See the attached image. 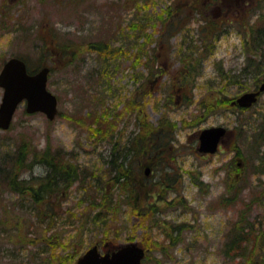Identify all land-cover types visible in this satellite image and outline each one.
I'll return each mask as SVG.
<instances>
[{"label": "rangeland", "instance_id": "374dc122", "mask_svg": "<svg viewBox=\"0 0 264 264\" xmlns=\"http://www.w3.org/2000/svg\"><path fill=\"white\" fill-rule=\"evenodd\" d=\"M138 1L142 8L136 6L137 0H0V68L15 56H23L37 67L44 40L69 45L81 56L75 66L64 58L54 59L49 89L59 98L57 118L50 121L43 113L29 115L23 104L10 130L0 129V156L7 153L14 157L26 140L31 154L21 180L45 174L44 166L31 162L35 151L47 148L62 150L82 168L101 169L112 140L94 137L87 127L92 119L87 116L105 109L111 115L123 113L116 125L123 135H131L137 114L126 111L125 104L140 89L136 97L144 100L143 113L153 124L167 119L176 124V157L170 166L181 176L169 193L172 204L160 205L164 208L156 216L157 223L148 229L137 225L139 214L131 213L126 204L119 205L120 213L110 225L122 230L116 240L114 232L113 242L117 247L129 243L142 246L145 234L149 233L145 243L152 235L155 245L147 249L144 264H236L229 252L235 230L251 226V239L264 236V92L246 112L233 106L239 96L257 91L264 82V58L259 59L264 49V0L227 3L230 15L242 5L245 21L241 26H227L224 36L208 46L203 45L201 34L207 21L217 19L213 14L216 6L208 12L211 0ZM179 16L180 21L176 19ZM138 27L143 36L136 45L134 29ZM162 33L167 39L163 46ZM101 42L129 52V57L113 59L118 67L107 80L96 72L103 69L102 55L90 49ZM142 44L145 47L141 48ZM197 46L204 48L193 56ZM145 48L144 60L158 55L156 68L163 72L146 82L136 80L138 74L146 77L148 73L146 67L134 68L133 56ZM205 48L212 53L207 54ZM44 60L50 62L52 57L46 55ZM189 66L196 76L183 87L178 72L184 77ZM180 88H184L183 101L175 105L172 97ZM147 91L152 96L142 98ZM2 94L0 89V104ZM213 126H224L229 134L217 154L200 155L198 134ZM234 149L240 152L238 161ZM143 171L148 179L158 181L171 169L155 171L149 164ZM79 186L52 201V220L46 208L39 211L30 196L11 192L0 182V264H49L51 246L60 241L77 245L79 257L95 244L105 252L101 247L105 227L95 223L90 206L98 195L93 191L87 196ZM171 227H182L177 236L181 241L172 243L174 240L164 235ZM252 244H244L247 253ZM255 250L256 258L264 262V249ZM57 251L65 254L61 248ZM238 252V256L244 252L241 246ZM77 257L72 259L75 264Z\"/></svg>", "mask_w": 264, "mask_h": 264}, {"label": "trees", "instance_id": "16d2710c", "mask_svg": "<svg viewBox=\"0 0 264 264\" xmlns=\"http://www.w3.org/2000/svg\"><path fill=\"white\" fill-rule=\"evenodd\" d=\"M139 3L140 2L137 0L136 6L142 8L139 6ZM169 14L170 17H173L170 11ZM176 19L180 21L179 17ZM132 28H134V26H132ZM134 30L137 33V45L143 33L139 27ZM161 38V45L163 46L166 43L164 39L167 41L166 35L162 33ZM42 43L43 52H41L39 58L40 62L37 67L32 66L27 58L19 56L28 63L30 73H34L38 69L44 67V65L50 66L52 73L56 68L54 63L55 58L59 60L64 58V60H66L65 63L72 66L81 62L79 60L81 58V56H79L80 52L72 50L69 45H62L56 42V40L51 44L47 43L46 40ZM143 46L145 47L143 44L140 47L142 48ZM200 48L201 47L197 46L193 50V56L195 53L200 52ZM90 49L102 55L100 58L102 62H105L103 63V69L100 71L97 70L96 72L99 77L105 80L110 78L118 67V64H115V61H113L116 56L125 55L129 57L128 51H123L121 47L112 48L110 44L106 42L95 44L91 46ZM262 51V55L259 56L260 58L258 57L260 61L264 58V49ZM144 53H148L146 48L145 50L142 49V52L133 54V56L135 55L134 68L146 67L148 73L146 77L138 74L136 80L140 81L144 79L146 82L149 78H158L163 72H161V68H156L158 65V55H155L151 60H144ZM46 55L52 57L50 62L43 61ZM189 57L192 58V56ZM51 63L53 65H50ZM188 71L189 72L185 74L184 77H181V71L178 72L180 76L179 84L183 83V87L186 86L185 83H189V80L194 79L196 76V71L193 67L191 68L189 66ZM139 90L140 89L137 90L138 95L136 96H140ZM179 94L181 97L178 96ZM136 96L125 104L126 111L137 114L136 129L131 135H123L122 131L119 130L116 125L115 121L117 117L122 116L123 113L111 115L110 110L105 109L101 113L95 111L87 116L89 119H92V122L88 123L87 127L88 131L94 137L111 138L112 140L111 149L103 168H101L102 170L82 168L72 158H68L62 150L51 152L52 150L47 148L42 152L35 151L36 154L31 162V164L36 162L38 165L44 166L46 168L45 174L33 177L30 180H21L23 169L28 167V158L31 154V148L27 145L26 140L23 139L14 157L9 156L7 153L0 156V182L11 192L30 196L39 211L43 207L46 208L45 212L48 213V216L52 220L55 219V208H53L52 201L58 196L60 197L63 193L69 192L77 184L80 185L79 187L85 191L87 196H90V193L95 191L98 196L93 198L90 206L92 207V213L95 211V216L93 217L95 223H102L105 227L101 247H103L105 252L117 250L119 247L113 242L112 237L114 236V232L117 233L118 235L115 237L116 240V238L121 235L122 229L113 228L110 224L115 221V217L120 213L119 205L126 204L131 208V213L139 214V222L137 225L148 229V225L157 223L156 216L159 211L164 208H160V205L163 204L167 206L168 204H172V200L169 201V193L176 187L175 182L181 176L170 166L172 159L176 157V152L174 151L176 133L174 130L176 124L172 123L169 119L161 120L158 125L153 124L143 113L144 110L142 109H144L146 105L142 103L144 100H138ZM146 96H152V93L147 91L142 95V98L145 99ZM180 100L183 101L182 92L172 97V103L175 105H178ZM212 106L213 105H210L207 108ZM234 150L236 155L234 160L238 161L241 156L240 152L238 149ZM149 164L155 171L160 169L165 170L167 167H170L171 172H166L164 174L168 176V178L163 176V179L161 178L158 181L148 179V177L145 176L143 167ZM231 189L233 190L234 188ZM154 192L158 194L155 195ZM151 197L153 200H150ZM231 199L232 198H226V201H232ZM243 223L244 222H241V224ZM134 229H136V226H134ZM181 229L182 227H171L168 231H165L164 235L174 240L172 242L174 243L179 239L177 236ZM251 231L254 233L251 226L249 229L246 226V228H242V230H240V228L235 230V236L232 238L229 252L233 253L231 255V260L236 262V264H239L237 262L238 260H241L242 264H264L263 260L257 259L255 256V249H264V236L259 238L258 234L251 239L248 236V233ZM148 234L149 233H146L144 238L140 241L146 251L155 245L152 235L147 241L148 244L145 243L144 240ZM132 240V238L128 239V241ZM179 240L181 241V239ZM155 243L158 245L157 242ZM248 243H253L249 248L251 249L249 253H247V246L244 245ZM240 246L244 252L238 256L237 253H239ZM77 247V245L70 242L63 243V241H60L55 243L51 246L52 254L49 264H73L74 262L72 259H75L77 256L79 257V254H81V252H78ZM59 248H61L65 254L60 255L57 251Z\"/></svg>", "mask_w": 264, "mask_h": 264}, {"label": "water", "instance_id": "95a60500", "mask_svg": "<svg viewBox=\"0 0 264 264\" xmlns=\"http://www.w3.org/2000/svg\"><path fill=\"white\" fill-rule=\"evenodd\" d=\"M50 68L45 67L31 75L27 64L19 58L9 59L0 72V88L3 96L0 104V129H10L17 109L26 103L29 114L43 113L53 121L59 113L58 98L48 89ZM264 92V84L258 92L247 93L235 103L243 108H249L258 101ZM223 127H212L200 133L201 153L215 154L219 144L226 136ZM149 169L147 174H149ZM146 252L137 243H129L119 247L116 251L102 253L98 245L89 248L76 264H143Z\"/></svg>", "mask_w": 264, "mask_h": 264}, {"label": "flooded vegetation", "instance_id": "af4514ba", "mask_svg": "<svg viewBox=\"0 0 264 264\" xmlns=\"http://www.w3.org/2000/svg\"><path fill=\"white\" fill-rule=\"evenodd\" d=\"M230 1L231 0H211L212 5L209 6L210 9H208V12L214 6H216L217 8L215 11H213L214 12L213 14L217 17V19L212 20V21H207L204 24V26H202V32L203 33L201 34V36H203V38H205V41L203 42L204 46L205 45L208 46V45H212V44L214 45L216 42V41L214 42V40L216 38L221 39L224 36V32H225L224 29L227 26L236 25V24H239V26H241V24L244 23L245 20H244L243 12L245 10L241 9L243 6L240 5L236 9H233L234 14L230 15V13L232 11L226 9V7L229 6L227 3H229ZM179 18H180V16H179ZM204 46H203V48H204ZM205 50H206V53L209 55L212 53L211 50H208L206 48H205ZM203 53H204V51H203ZM177 91H179V93H181L183 91V89H178ZM178 96L181 97L180 94ZM234 107H235V109H237L238 111H241V112L247 111V110L241 109V107H239L238 105H234ZM224 141H225V139L223 140V143H224Z\"/></svg>", "mask_w": 264, "mask_h": 264}]
</instances>
